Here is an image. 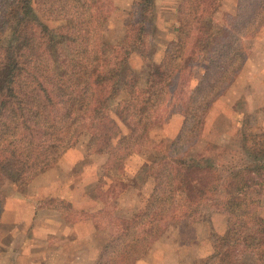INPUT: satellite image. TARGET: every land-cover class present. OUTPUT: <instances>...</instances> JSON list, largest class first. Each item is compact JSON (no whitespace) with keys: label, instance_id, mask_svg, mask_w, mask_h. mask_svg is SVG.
Listing matches in <instances>:
<instances>
[{"label":"trees","instance_id":"16d2710c","mask_svg":"<svg viewBox=\"0 0 264 264\" xmlns=\"http://www.w3.org/2000/svg\"><path fill=\"white\" fill-rule=\"evenodd\" d=\"M105 1L0 0V186L7 179L22 189L84 134L88 154L107 155L102 179L152 147L153 160L141 170L154 182L151 194L132 217L114 218V204L102 208L113 216L110 236L92 264H136L171 230L211 224L213 213L221 226L212 222V251L198 264H264V130L245 117L235 133L193 150L254 46L264 0H236L229 10L225 0H179L174 36L159 61L149 53L157 0L131 2L119 41L104 35L115 7ZM134 53L141 72L128 65ZM175 114L182 121L173 139H152L150 131ZM98 199L80 202L79 217L65 197L46 203L68 221L95 218ZM4 204L0 189V216Z\"/></svg>","mask_w":264,"mask_h":264},{"label":"rangeland","instance_id":"374dc122","mask_svg":"<svg viewBox=\"0 0 264 264\" xmlns=\"http://www.w3.org/2000/svg\"><path fill=\"white\" fill-rule=\"evenodd\" d=\"M109 1H111L113 5H115V7L110 11L111 14H109V17L106 20L104 26L105 27L104 35L110 41H119L123 38L125 34V23L128 17L127 12L129 11L131 2L133 0H107L105 1L107 6H110V4H112ZM235 2L236 0H226L225 8L228 10L232 9ZM178 4L179 3L172 4L174 9L176 8L175 11L176 14L174 15L176 16V19H177ZM172 15H173L172 13H168V12L163 13V17L165 18ZM160 17L161 16H159L158 13V17H157L158 37L156 36L157 38H155V40H157L156 42L158 43H160V40H163L166 41L168 44V42H170L174 36V31L172 32L171 27H166V29L160 27L161 22L163 21L162 18ZM160 31L164 32V34L167 32L166 35H164V38L162 37V33ZM155 40H154V45L151 47V50H149V53L150 52L154 53L155 51L154 58L156 59V57L158 58V54L160 52L159 49L160 45L157 44ZM263 42H264V24L262 25L260 30L257 32L256 36L254 37V42H253L254 46L249 55H252L254 49L261 50V48L264 47ZM261 52L259 54L263 55L262 56L263 59L259 58V61L256 59V63L254 61L253 63L264 64V53ZM138 56L140 55L138 54ZM138 56L137 57L133 56V58H130V63L128 65L133 67L134 69L136 68L138 72H141L143 69V61L141 56L140 57ZM257 80L258 79L254 80L257 86L256 88L258 89L257 91L258 93L256 94L249 93L248 91L243 92L242 90L243 86L240 88L236 87L234 91H232V95L233 93L234 95L236 93L238 94L235 97L234 102L227 101V103H223L221 114H219L218 116L216 115L211 116V121H210L211 124L209 125V127L205 128L203 133L204 139L201 138L200 141L196 144V146L193 147L194 151L201 150L205 146L207 141L221 140L225 136V134L235 133L239 125L238 122L244 119L245 117H247V124L252 125V128L254 130L256 131L264 130V85H260V83H258ZM252 88L255 89V86H253ZM122 97H127V93L123 92ZM250 107L251 110H248V108ZM244 113H246V115ZM180 124L178 120H173L171 121V123L170 122L164 123L161 126L153 128L150 131V137L157 142L160 140H165L169 142L176 135L177 131L180 128ZM87 139H88L87 134L81 136L80 138L81 141L79 144L83 146L84 151L80 148L77 149L76 155L74 156L76 157L79 156L80 160H78L75 167H73L69 171L70 173L67 171L64 172L65 176L69 174L67 176L69 177L68 178L69 182L60 183V185H58L61 187L60 189H58L60 190L58 194L59 196L64 195V197L70 201H72L76 197L81 202H85V200L87 201L88 198L94 199L95 196L97 197L99 196L100 200L98 199V205L102 204V206L96 209L97 212L100 211L98 213L99 215H97L95 218L92 219L95 220V222L97 223L98 231L102 232L106 236V239L101 245L100 248L101 251L102 246L110 236V231H109V227L107 226V223L110 224L109 221L111 220V218L113 216L114 218L132 217V215L142 205L146 203L149 195L151 194L154 182L150 178L145 179V176L143 175L141 170L145 167L147 163L153 160L155 149L152 147H148L144 149L142 148L141 150L139 148L137 152L133 153V155L126 160L125 166L121 171L119 172L114 171L113 175L104 176V178L102 179V175L105 171L104 167H105L107 155L88 154L85 150ZM75 149L76 146L75 148L74 147L72 148V151ZM58 174H60V171L58 172ZM62 175L63 174H60V177H62ZM119 180H123V184H124L123 186H120ZM112 183L114 184L115 191L113 192V194H107L110 192L109 187ZM122 187L123 189H121ZM19 188L21 187L12 184L7 179L4 180L3 184L0 186L2 198H4V200L6 201L7 197L11 196L12 194L15 193L18 194L19 192L23 193L24 189H26V186H24L22 189ZM99 189L103 190L104 192L106 191L105 195L107 196L104 197L103 195H99ZM149 191L150 193H148ZM48 199H49L48 196H46L45 199L42 200L40 199L42 201L41 205L43 207H47L46 201ZM110 204L112 205L114 204L116 206L113 216L112 214L109 215L106 211H103L105 206H107L108 210H110L109 208ZM80 206L81 204L78 205L73 204V206L70 207V212H71L70 214L73 217L80 216V212H82L80 211V209H82V206L81 207ZM262 214L264 215V193H263V201H262ZM77 220L79 219L74 220L71 218L69 221H77ZM210 221L211 224L212 222L214 223L215 226L214 228H218L221 226L220 224L222 222V217L217 216L215 215V213H213L211 214ZM211 224L208 221H197L187 227L181 226L177 229H173L164 236H162L160 239H162L163 241L158 243V246H160V248L163 249L164 251L169 252V254L173 253L174 255L172 261L171 260L167 262L165 261L164 264H198V260L200 258L207 256L209 252L211 253L212 251V243L210 239L211 228H212ZM3 228L4 231L6 232L8 231L6 225ZM10 237L13 238L12 236L7 235L6 238L3 239V242L11 243ZM21 240L22 239L16 241L19 242ZM53 240L51 245H47V243L45 245H40L35 249L34 253L36 254L26 255L24 257L25 259L23 260H21L20 256L17 255V253H15L13 255L14 259L11 261L9 259L11 255L4 254V252H2L4 248H0V254L3 253V255H0V264H74V263L78 264L80 263L79 261L74 260V258L71 255L65 256L64 254H60V252H57L56 246L57 247L60 246L61 240L60 238L54 241ZM15 250L16 251L19 250L17 245H15ZM28 256L29 259H27ZM252 258H253L252 255H247L246 262H251Z\"/></svg>","mask_w":264,"mask_h":264},{"label":"crops","instance_id":"0c3cea01","mask_svg":"<svg viewBox=\"0 0 264 264\" xmlns=\"http://www.w3.org/2000/svg\"><path fill=\"white\" fill-rule=\"evenodd\" d=\"M178 2L179 0H157L158 13L163 20L160 27L165 29L166 27H171L173 32V27L175 26L177 19L176 16H174L176 14V8L174 9L172 4H177ZM164 12L172 13L173 15L165 18L163 17ZM160 32L164 38V35H166L167 32L165 34L162 31ZM156 41L157 40H155V42ZM156 43L160 45L158 58L156 57V60L159 61L164 55L167 42L160 40V43ZM260 52L264 53V47L261 48V50L254 49L252 55H249L238 76L230 85L226 93L220 96L212 105L207 115L206 128L211 124L210 121L212 115L218 116L221 114L223 103H227V101L234 102L235 97L238 94L236 93L234 95L233 93V96L232 91H234L236 87L240 88L243 86V92L248 91L249 93L256 94L258 93V89L256 88L257 86L254 80L258 79L257 82L260 83V85H264V64H255L256 59L258 61L259 58L263 59V55L259 54ZM133 56L137 57L138 54L134 53L131 58H133ZM253 61L255 63H253ZM253 86H255V89L252 88ZM248 110H251V107L248 108ZM173 120H178L180 124L182 116L180 114H175L168 123H171ZM79 148L84 151L81 144L77 145L76 149L73 151L72 148L69 149L62 155L61 159L54 167L34 177L26 185V189H24L23 193H15L7 197L0 217V248H4L2 250L4 254L11 255L9 258L11 261L14 259L13 255L15 253H17L21 260H23L26 255L36 254L34 253L35 249L40 245H45L46 243L47 245H51L52 240L58 238H60L61 244L59 247L56 246L57 252H60V254H64L65 256L71 255L74 260L80 262L78 264H92L98 256L101 245L106 239V236L98 231V226L95 220L92 218H85L77 221H67L63 218L59 209L54 207H43L41 205V200L45 199L46 196L49 198L52 196H59L58 192L60 190L58 189L61 187L58 185H60V183L69 182V177H67L69 174L67 173L68 175L65 176L64 172H69L75 167L77 161L80 160L79 156H74ZM59 171L60 174H63L62 177L58 174ZM148 193H150V191ZM59 197H64V195ZM80 202L81 201L76 197L72 200V203L75 205H78ZM5 225L8 229L7 232L4 231L3 228ZM7 235L13 237H10L11 243L3 242V239H5ZM20 239L22 240L19 242L16 241ZM162 241V239H159L150 248L149 252L137 261L136 264H164L165 261H172L174 256L173 253L169 254V252L164 251L158 246V243ZM15 245L18 246L19 250H15ZM0 255H3V253ZM27 259H29V256Z\"/></svg>","mask_w":264,"mask_h":264}]
</instances>
